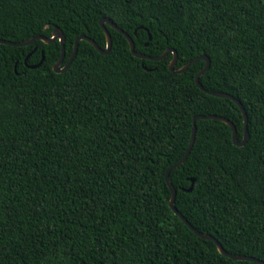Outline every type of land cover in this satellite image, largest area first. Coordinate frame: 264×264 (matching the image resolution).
I'll list each match as a JSON object with an SVG mask.
<instances>
[{
  "label": "trees",
  "instance_id": "1",
  "mask_svg": "<svg viewBox=\"0 0 264 264\" xmlns=\"http://www.w3.org/2000/svg\"><path fill=\"white\" fill-rule=\"evenodd\" d=\"M103 18L140 54L176 50V69L209 56L203 87L244 106L247 145L234 144L226 123L198 120L170 180L195 229L264 261V0H0V39L51 37L58 27L66 65L80 36L107 48ZM106 27L111 52L81 41L61 74L60 42L0 44V264H259L196 235L172 210L166 182L196 116L232 121L242 141V110L198 87L205 61L175 74L173 54L137 58ZM43 53L40 68L27 67Z\"/></svg>",
  "mask_w": 264,
  "mask_h": 264
},
{
  "label": "water",
  "instance_id": "2",
  "mask_svg": "<svg viewBox=\"0 0 264 264\" xmlns=\"http://www.w3.org/2000/svg\"><path fill=\"white\" fill-rule=\"evenodd\" d=\"M106 24H109L113 29H115L116 31L120 32L121 34H123L127 38L128 42L130 44L131 52L137 58H140V59H148V60H151V61H163L170 54H173V58H172V60H171V62L169 64V68H170V71L173 72V73H175V74H179V75L184 74L195 63H197V62H199L201 60L202 61H205L206 62V67L203 70H201L198 73V75L196 76V84L198 85V87L201 88L203 91H205L209 95H213V96L220 97V98H228V99L233 100L234 102H236V104L242 110V113H243L244 118H245V136H244V138H243L242 141H239L237 128L233 124L232 121H230V120H228V119H226L224 117L217 116V115H199V116H196L195 119H194V127H193L192 141H191L190 147H189L188 151L186 152L185 156L178 163H176L175 165H173L166 172V182H167V184H168V186H169V188H170V190L172 192V198L170 200V206H171L172 210L175 212V214L177 216H179L185 222V224L196 235H198L199 237H201V238H203L205 240L213 241L217 245L219 252L222 255H224V256H226V257H228L230 259L238 260V261H251V262H255V263H259V264H264V261L263 260H260L258 258H254V257L246 256V255H236V254H232V253L228 252L223 247V245L215 237H213L211 235H208V234L201 233L200 231H198L197 229H195L192 226V224L176 208L177 191L174 188V186H173V184H172V182L170 180V174H171V172L173 170H176L180 166H182L186 162V160L188 159V157L190 156V154L192 152V149L194 147V144H195V140H196L197 121L198 120H218V121H222V122L226 123L228 126H230L232 128V130H233V142L238 147H245L247 145L248 141H249V136H250L249 130H248L249 119H248L247 112H246L244 106L242 105V103L237 98H235L234 96H232L230 94H223V93H216V92L208 91L201 84V81H200L201 77L204 74H206L210 70V68H211V59H210L209 56L203 55V56L197 58L196 60L188 63L183 68L176 69V66H177V63H178V60H179L178 52L176 50L169 49L163 55L157 56V57H151V56H148V55H145V54H140V53H138L136 51V46H135V42H134L133 38L128 33H126L125 31H123L122 29H120L116 24L112 23L107 18H103L100 21V25L103 28V30L105 32V35H106V38H107V48L105 50L102 49L97 44V42L95 40H93L92 38H90V37H88L86 35L80 36L79 38H77V40L75 42L73 54H72L69 62L66 65H64L65 58H66V46H65V43H66V35L58 27L55 28V30L53 31V34H52L51 37L37 36V37L32 38L29 41L20 42V43H14V42H11V41L1 40L0 39V44L9 45V46H13V47H24V46L31 45L34 41H37V40L42 41V42H44L46 44H53L55 42H60L61 45H62V56H61L60 60L53 66V70L56 73L61 74V73H64L65 71L68 70V68L71 66V64L73 63V61L77 57L78 52H79V46H80V42L81 41H87V42H89L102 55H108L111 52L112 47H113V39H112L111 33L109 32V30L106 27ZM149 39L150 40L152 39L151 35H150ZM30 56H31V54L27 57L26 62H25L28 68H30V69H38V68H40L43 65V63L45 61V54L44 53L42 55V60L40 61V63H38L36 65H28V59H29ZM16 71H17V68H16ZM192 182L194 184L195 183V180L193 179ZM192 190H193V186L190 189L186 190V191L187 192H192Z\"/></svg>",
  "mask_w": 264,
  "mask_h": 264
}]
</instances>
